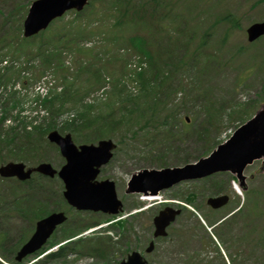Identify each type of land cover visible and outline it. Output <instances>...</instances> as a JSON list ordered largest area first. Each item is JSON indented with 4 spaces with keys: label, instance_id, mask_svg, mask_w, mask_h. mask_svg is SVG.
I'll return each mask as SVG.
<instances>
[{
    "label": "rangeland",
    "instance_id": "1",
    "mask_svg": "<svg viewBox=\"0 0 264 264\" xmlns=\"http://www.w3.org/2000/svg\"><path fill=\"white\" fill-rule=\"evenodd\" d=\"M32 1L33 0H0V34L10 29L17 30V27L22 25ZM167 1V6L173 3L172 10L174 11L170 15L169 21L172 23L179 17L173 22V25L178 23V30L185 32L181 38L187 40L188 48L200 45L198 41L193 40L200 39L207 29L212 31L208 37V41L204 43V47L206 46L205 49L200 52L199 56L195 59L191 55L186 54L187 52L184 50V40L181 43L178 41H169L167 37L163 35L161 38H157L154 41L155 48L161 51L163 58L175 66L169 81L170 83L168 84L169 89H166L163 94L159 92L162 96L161 104L167 108L165 113L171 114L176 110L180 112L183 111V116H191L190 114H194V117L192 116L193 120L190 126L187 127L180 120L175 118L174 123H168V136L156 140L157 144L148 143L149 139L143 135L142 132H140L139 135L137 127L142 123L140 114H144V107L140 105H134L130 108L131 111L129 115L134 119L132 123L127 122L125 124L112 126V132H110L107 137H113L119 145L114 152L113 159L107 166L103 167L101 177H108L115 181L118 198L123 202V216H129L128 224L126 230L123 231L118 227L112 229V244L110 245V251L106 258L78 254L76 250L73 254L69 255L68 258H65L67 264H113L126 258L133 250L139 251L146 247L153 236V217L157 214L158 210L163 207H157L158 205L156 204H159L160 201L145 202L138 194H128L126 187L130 175L134 171L142 168H161L162 166L181 165L186 161L197 160L200 155L205 156L209 154L222 141L229 137L231 132H233L238 125L243 123L241 118L235 120L238 118L236 115H234L235 117L232 115L234 118L232 119V116L227 114L226 110L227 112L233 113L230 107H237L242 104L247 106L251 104L248 110V114H251V117L255 114L260 105L264 103V39L251 43L248 41L246 35V28L250 23L264 18V0H164V3ZM96 12L97 11L85 19L86 25L93 20H100L103 22L101 17L94 16ZM10 13H12V15H9ZM228 14L238 18L239 26L236 27L231 25V19L226 18ZM73 16L74 14L69 12L65 19H71ZM70 21L71 20H69V22ZM101 30L102 27L99 31ZM158 34L160 33H157V35ZM175 35H177V32H175ZM97 36L95 40L93 37L92 40L88 39L87 41L81 42V44L89 46L96 43L97 45L103 44V36L100 35V32ZM1 40L2 36H0V41ZM96 40H98V42H96ZM117 53L116 51V53L113 54L116 55L119 60L110 65L117 66L114 67L116 72L109 76L107 71L103 68L104 73H102L99 79L103 80V77L107 75L108 79L110 78L112 81V77L120 76L122 77V82L127 84V89L129 91H132L133 88L136 90V84L128 79V77H123L124 75L120 74L122 67H124L123 59L125 56L123 54L125 53ZM208 56L212 58L207 60ZM134 58L136 57H133V59ZM181 59H184L183 63L180 62ZM79 60L80 58H76L74 61L76 62ZM88 61H96L100 66L102 62L99 61V56H97L96 53L92 54L90 58H88ZM5 63L6 61L3 62V64ZM135 64L136 63H130L128 72L133 73L134 69L130 66L134 67ZM65 65L75 64L67 58ZM72 75L74 81L78 78L77 86H82L86 79H92L89 73L80 75L78 71L73 72ZM21 77L22 78L13 88H8V90H20L21 93L18 99L23 103L21 108L12 110L11 104L6 105L4 100L7 95L5 94L3 97H0V115L4 112L5 107L8 106V108L10 107L9 114L12 116V119L18 114L30 118L37 117L38 122L41 123L55 122L58 130L61 131L62 134H66L67 132L72 134L71 131L66 129L68 128L66 125L69 122L64 121L70 118V114L76 115L77 112L78 115L80 108L83 109V105H80L81 102L74 105V102L70 100L71 102L65 106L66 110L58 113L54 120H50L49 116H47L45 110L42 108L35 109V104L32 102L37 92L42 93L45 87L47 89L49 87H56L57 84L63 83V80L54 75L51 70L43 71L42 74L38 75L24 72ZM27 79H31V81L27 83L28 88L24 89L21 80ZM91 85L92 87H89L88 92L84 91L86 85H84V89L80 91L81 97H84L86 101L101 97L105 89H107L105 91L107 94L112 89L111 84L102 89L95 85V81L92 82ZM39 88H41V90H38ZM94 105L98 106L97 109L101 107L105 112H110V114H112L111 118L113 119H116L118 116L116 110L111 111L114 102L110 99L106 100L105 103L98 102V104L95 103ZM184 110L189 111L190 114L187 112L184 113ZM239 117H241V115ZM86 133H91V130H86ZM110 134L112 136H110ZM79 141L77 143H83L80 139ZM43 142V156L47 157L46 160L45 158L43 160L51 162L56 168H59L65 162L60 151L55 145L48 144L45 140ZM2 156L0 155V159L4 157ZM160 157H162V163ZM25 163L29 166L36 165V163L31 162ZM261 166V161H256L252 166L246 169L245 174L247 175V185L254 189L252 197L254 204L264 209V171L261 169ZM37 180L39 183H44L45 187L52 188L56 192H58V190L60 192L63 190V185L58 179H55L50 184L43 177ZM206 180L208 181L185 182L170 189H166L161 193L163 197L162 202L165 200H176L175 202H177L188 193H193L196 189L199 190L198 192L204 191V194L212 195L215 193L216 182L219 184L221 183L222 188L228 186L229 194L235 196L237 193L234 188V181L229 173L215 174ZM12 185L9 182L0 180V193H4L2 199L7 206H14L17 204V197L11 196V193H14ZM45 187L43 188L44 191ZM217 190H219V188H217ZM207 196L208 195H206V197ZM244 196L246 198V194H244ZM39 200L44 199L41 198ZM204 200L205 199H199L196 201L197 204L203 205ZM234 200H236V198ZM241 200H243V195H241ZM19 201L20 199H18V203ZM55 202L56 200L52 201L53 204ZM235 204L236 202H233L232 206ZM143 205L145 207L148 205V208L140 211L139 207ZM20 207L24 209L26 203L22 202ZM0 210L6 211L10 209L6 206H2ZM136 210H138L137 213L135 212ZM43 212H45V208ZM86 212L87 211L79 212L74 208L67 210L69 215L68 226L73 229L77 227L83 229V226L80 225L82 221L97 220L105 215L100 213L88 214ZM199 213L203 216L205 213L204 209L199 210ZM35 215L37 216V214ZM34 219L35 217L31 222L22 218L13 219V223L11 224L13 229L15 230L16 227L17 229L21 228V230L18 229L16 235H13V238L17 237L21 239L27 229L32 227ZM204 221L206 222L205 219ZM200 224H202L201 218L195 213H192V215L187 213L180 216L171 228H169V235L163 239L156 240V249L150 259L154 261V264H168L172 256V251L186 248L188 250L193 247L199 248L201 241L208 240L209 238L206 229H204L205 226L202 227ZM63 229L64 228L58 229L52 238L53 241L58 242V240L61 239ZM228 230L232 233V238L234 239L230 240L231 243L234 244L238 242V246L246 252V256L242 257L238 263L264 264L263 216L256 214L255 216L249 217L248 211H245L240 218L233 219L232 223L227 225V234ZM26 233L29 234L30 232ZM99 235L101 234L97 233L92 236V238ZM203 236L206 239L203 238ZM222 245H224L223 242ZM54 249H56V247ZM226 252L229 254V251L225 248V253ZM232 253L231 251V254ZM43 255L44 254L31 256L25 263L28 264L36 261ZM222 256L226 259L224 254ZM180 258H182V256H180ZM4 259V257L0 256V264H4L1 263ZM54 263L53 261L51 264ZM39 264L43 263L40 262ZM58 264L63 263L60 260Z\"/></svg>",
    "mask_w": 264,
    "mask_h": 264
},
{
    "label": "trees",
    "instance_id": "2",
    "mask_svg": "<svg viewBox=\"0 0 264 264\" xmlns=\"http://www.w3.org/2000/svg\"><path fill=\"white\" fill-rule=\"evenodd\" d=\"M163 1L164 0L91 1L88 6L89 8L87 9L88 14L93 15L95 9L101 5L96 14H101L106 18L107 30L113 37V40L119 45L129 41V44H131L137 52L141 53L143 56L142 59H145L147 66L139 71H134L138 77L136 78V82L139 84L138 94L129 91L127 86L122 82L120 76L113 77L112 86H114V88L110 97L108 95V98H115L111 111H117L118 116L116 119L111 118L112 114H110V112H105L101 107L97 109L98 106L94 105V103H82L83 109L80 108L77 119L66 125L68 127L66 129L71 131L77 140L80 139L83 142L96 141L112 132V126L125 124L127 122L132 123V120L134 119L129 114L131 111L130 108L134 105L144 107V114H140V119L142 120L146 118L145 105L147 103H149L148 106L152 103L154 110H158L160 105L159 92L163 86L166 89H169V85L166 83L168 66L172 69L175 68V66L163 58L161 51L155 48L154 41L165 35L169 41H178L181 43L184 40L181 36L185 34L184 31L178 30V23L173 25V23L168 20L170 15L174 12L172 10L173 3L167 6L168 2L163 3ZM85 12L86 9L83 12H78V18L71 20L67 25L58 27L57 24L51 30L43 32L41 37H39L40 39L36 42L21 37L19 24L17 30L10 29L3 31L0 34V36H2V40L0 41V97L7 94L4 101L6 105L11 104L12 110L21 108L22 102L18 99L17 92H8V88L16 84L19 76L18 74L21 73L23 69H35V67L37 69V66L33 65V62L36 60H39L41 65L45 66V69L52 70L54 74H60L61 78L64 79L63 84H58L56 91H51L49 96L45 98L44 105L45 109L48 110L50 120H54L58 113H61L65 106L71 102L70 100L78 102L80 99L82 101L81 98L83 97H79L78 93L80 92V89H77V84L70 80V77L64 75L68 70V67L65 66L64 60L68 57V54H73L80 58L79 61H76V68L81 73H85L93 68V65L87 62V59L93 53V48L85 47L80 44V41L87 40L92 35H95L91 28L88 31L84 27L82 13ZM9 15H12V13ZM226 18H228V16H226ZM162 20V29L154 31V33H156L155 36L153 33L149 34V32L154 29L153 27H150L151 22L156 21V25L159 23V27L161 28ZM231 21L233 25H238L237 18L231 19ZM124 24H127V33L123 31ZM142 28L143 31H147L149 35H139ZM135 32H137V34H134ZM175 32H177V35H175ZM157 33L160 34L157 35ZM210 34L211 30L207 29L200 39L193 40L198 41L200 44L195 47L202 48L205 45L204 43L208 41ZM184 44V50L187 51L189 49L187 40H184ZM21 58L26 59L28 65L22 66L23 63L20 64L21 66H19V64L14 65ZM7 59H10L9 63L7 62L2 66V62ZM113 59L116 60V56H113ZM183 61L184 59L180 60L181 63H183ZM109 69L110 74L116 72L114 66H111ZM37 71H40V68H38ZM91 72L94 74L95 84H101L106 81V78L104 77L103 80L99 79L102 75L100 69L99 71L93 69ZM120 72L121 75H126L128 73L126 66H124ZM91 84L92 83H90V85L88 84V87H92ZM59 85H63L61 91H58ZM88 87L86 92H88ZM96 101L105 103L103 98H98L94 101L98 104ZM9 108L6 106L4 114L2 113V115H0V155L4 156H2L3 158L1 161L4 162L14 159L24 162L38 163L44 158L46 160L47 157L43 156V141L45 140V142H48L46 134L49 130L57 127L56 123H39L33 119L29 121L27 118H22L20 114L12 119L9 114ZM79 120L82 122L78 123ZM144 123L150 125L152 119L147 118ZM43 124H45V126ZM154 128L158 130L156 126H154ZM88 129L91 130V133H86V130ZM38 178L39 177H35L33 179L35 182H32V197L34 198V205L38 202V206L39 199L42 198L45 200V213H43L40 207L39 213L36 216L37 209L36 206H33L35 213L34 217L38 218L52 211L64 209L66 202L63 199L62 193L59 190L56 192L54 189L48 188V193L44 194L41 190L42 183H39L37 180ZM46 180L49 181V184L52 181L47 178ZM53 200H56L54 204L52 203ZM259 213L260 212L258 211V214ZM125 224L126 222L120 221L118 226L121 229H125ZM79 232H81L80 229L73 232L65 231L61 239H71ZM25 240L26 237H23L14 250L11 251L13 253L16 252ZM111 242L112 240L109 236L79 238L78 240L69 241L64 245H61L57 251L49 254L46 257V260H48V263L54 261V264H58L60 258L65 259L69 252H74L75 250L105 257L110 251ZM55 243H57V241H51L49 246H53ZM12 260L14 259L12 258ZM63 264L67 263L64 262Z\"/></svg>",
    "mask_w": 264,
    "mask_h": 264
},
{
    "label": "water",
    "instance_id": "3",
    "mask_svg": "<svg viewBox=\"0 0 264 264\" xmlns=\"http://www.w3.org/2000/svg\"><path fill=\"white\" fill-rule=\"evenodd\" d=\"M87 0H35L25 20V36L37 33L46 28L49 23L69 9L80 10ZM249 40L253 41L264 34V22L251 25L248 30ZM49 139L58 143L67 163L59 171V176L65 182L64 196L68 202L79 209L116 214L122 209V202L117 198L115 183L109 180L97 182L99 166L109 159L110 150L114 148L111 141H101L99 147L81 145L78 148L71 135L62 137L57 131L49 134ZM264 158V106L256 116L240 127L225 144L207 158H202L196 164L184 167L166 168L163 170H144L129 183V192L151 191L157 194L161 189L172 186L183 179L199 178L216 171L231 170L244 183L243 172L248 164L255 159ZM264 168V166H263ZM33 172L54 177L56 169L49 163H41L37 167L26 169L24 163L9 162L0 167L4 177L17 176L19 179H29ZM227 196L210 198L209 203L220 207L227 203ZM179 210L167 207L155 217V236L166 235V228L179 214ZM63 212L53 213L37 222L36 231L17 254L21 261L25 256L38 250L53 233L56 226L64 222ZM153 248L151 244L149 250ZM130 262L123 264H145L138 252L129 257Z\"/></svg>",
    "mask_w": 264,
    "mask_h": 264
},
{
    "label": "flooded vegetation",
    "instance_id": "4",
    "mask_svg": "<svg viewBox=\"0 0 264 264\" xmlns=\"http://www.w3.org/2000/svg\"><path fill=\"white\" fill-rule=\"evenodd\" d=\"M201 198L203 199L204 197L200 195H195V200L201 199ZM11 208L12 210L9 213L7 212H5L4 214L0 213L1 214L0 215V233L2 234L9 235L11 233H16L17 231L13 229V226H11V224L13 223V219L14 220L19 219V218L24 219L22 216L16 213L15 207H11ZM199 251L200 249H197V248L194 249V247L189 248L188 250L187 248L186 249H176L172 251L171 253L172 256L168 264H224L223 262L208 263L206 260L200 259L198 255L196 254ZM187 252L191 253V258H188V255H186ZM150 254L152 253H148V255ZM180 256L182 257L185 256L186 259L184 260L183 258H180ZM148 262L152 264V260H150L149 258H148Z\"/></svg>",
    "mask_w": 264,
    "mask_h": 264
},
{
    "label": "bare ground",
    "instance_id": "5",
    "mask_svg": "<svg viewBox=\"0 0 264 264\" xmlns=\"http://www.w3.org/2000/svg\"><path fill=\"white\" fill-rule=\"evenodd\" d=\"M159 198H160V195L159 196L148 195V196L143 197V199H147V200H156Z\"/></svg>",
    "mask_w": 264,
    "mask_h": 264
}]
</instances>
